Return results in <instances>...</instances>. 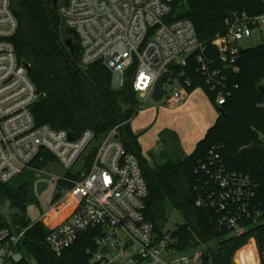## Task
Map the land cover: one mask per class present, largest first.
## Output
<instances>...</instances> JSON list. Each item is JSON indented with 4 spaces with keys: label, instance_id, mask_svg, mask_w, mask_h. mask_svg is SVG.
I'll list each match as a JSON object with an SVG mask.
<instances>
[{
    "label": "built area",
    "instance_id": "1",
    "mask_svg": "<svg viewBox=\"0 0 264 264\" xmlns=\"http://www.w3.org/2000/svg\"><path fill=\"white\" fill-rule=\"evenodd\" d=\"M52 1L57 3L62 26L78 36L83 67L102 64L112 74L113 89L121 90L131 82L143 98L151 97L158 79L171 72L165 92L168 82L177 83L173 89L175 105L184 101L192 83L183 80L184 74H176L174 68H186L189 59L195 58L216 106L222 108L239 88L232 76L241 72L239 56L244 49L240 44L255 33L264 40V12L256 17L233 13L226 18L223 33L211 43L219 54L215 62L192 21L172 20L179 0ZM18 28L12 0H0V183L14 182L47 155L71 174L75 167H81L73 173L77 179H65L73 184L61 197L70 213L49 228V250L61 256L82 235L96 231L99 237L93 264H203L207 248L174 257L171 236H156L145 215L149 188L140 162L114 133L96 144L92 131L76 138L67 131L37 124L32 108L42 94L29 76L27 62L19 60L14 44ZM93 148L95 157L87 168L86 157ZM210 155L215 173L208 166L203 170L217 191H212L207 203L200 200L198 206L226 212L220 223L238 236L248 231L242 223L252 220L260 232L235 255L234 263L264 264V217L252 208L258 185L249 177L228 172L215 149ZM25 233L0 230V264L23 260L19 245ZM251 241L254 250L243 255Z\"/></svg>",
    "mask_w": 264,
    "mask_h": 264
},
{
    "label": "trees",
    "instance_id": "2",
    "mask_svg": "<svg viewBox=\"0 0 264 264\" xmlns=\"http://www.w3.org/2000/svg\"><path fill=\"white\" fill-rule=\"evenodd\" d=\"M12 8L19 22L14 38L19 60L31 65L29 76L38 92L45 95L32 108L37 124L67 131L76 138L92 131L96 144L117 128V137L142 167L149 188L145 215L154 225L156 236L161 239L169 234L170 248L178 255L207 248L203 264H234L235 255L260 232L259 227L252 220H245L242 226L248 231L235 235L220 223L226 212L198 206V202L207 203L212 191H217L211 176L203 170L208 166L215 173L210 166V153L215 149L228 172L256 182L258 189L252 208L264 217V94L259 92L264 85V44L240 53L241 72L232 76L239 88L222 108L216 106L214 94L198 72L195 58L189 59L186 68H174L176 74H184L183 80L191 81L188 93L203 90L218 109L219 117L186 159L150 165L143 158L139 136L131 127L143 106L132 83L128 82L121 90L113 89L112 74L100 63L84 71L78 36L62 26L52 0H12ZM263 12L262 0H179L174 5L172 20L192 21L200 42L208 48V55L218 62L219 54L211 43L225 30L226 18L233 13L256 17ZM69 39L78 46L75 54L66 45ZM95 152L93 148L86 157L87 168ZM55 161L47 155L35 168L40 171ZM66 178L77 179L70 172ZM65 179L58 182V188L67 191L73 184ZM33 200L28 185L16 188L12 183H0V230L9 229L12 233L26 230L19 245L23 260L17 264H93L99 232L82 235L64 254L54 255L46 244L49 228L42 222L33 224L27 218L28 205ZM7 207L18 212L16 226H11L3 216ZM175 212L180 214L182 223L174 218ZM69 213L65 206L56 209L48 223L52 225ZM253 250L251 241L243 254Z\"/></svg>",
    "mask_w": 264,
    "mask_h": 264
},
{
    "label": "rangeland",
    "instance_id": "3",
    "mask_svg": "<svg viewBox=\"0 0 264 264\" xmlns=\"http://www.w3.org/2000/svg\"><path fill=\"white\" fill-rule=\"evenodd\" d=\"M263 44V38L255 33L251 39L243 41L240 45L243 49H251ZM175 86L176 82L170 81L166 84V95L160 103H156L152 96L143 98L139 95L143 106L138 116L132 120L131 127L139 136L143 158L150 165L169 159H186L195 151L197 144L219 117L218 109L200 89L191 94L185 93L184 101L180 105H175L173 102ZM111 133L115 136L119 134L117 128ZM80 168V165L75 167L72 174L77 173ZM67 174V169L55 161L40 171L36 170L34 165L12 182V186L16 188L28 185L31 196L35 199L29 202L27 209V218L31 223L42 222L50 228L63 221L62 219L50 225L48 218L54 210L58 211L64 207L61 196L65 195V190L58 188V182L65 179ZM2 213L6 222L16 226L18 214L16 210L7 207ZM174 218L180 223L183 222L177 212L174 213ZM173 227L174 225L171 228ZM166 256L167 254L164 255ZM173 256H177V253L173 252Z\"/></svg>",
    "mask_w": 264,
    "mask_h": 264
},
{
    "label": "water",
    "instance_id": "4",
    "mask_svg": "<svg viewBox=\"0 0 264 264\" xmlns=\"http://www.w3.org/2000/svg\"><path fill=\"white\" fill-rule=\"evenodd\" d=\"M53 4H54V8L57 10V8H58L57 3L54 2ZM66 45H67L68 49L71 50L72 54H75V50L78 49V46L75 45L71 39L66 41ZM25 67L27 68L28 71H31V69H32L31 65H29L28 63L25 64ZM83 69H84V71H88L89 67H84ZM171 75H172L171 72H166L158 79V81L154 87V91H153V95H152L153 100L156 103H160L164 99L165 93H166L165 92V83L168 79H170ZM259 92L261 94H264V85H262L259 88ZM44 98H45V95H41L39 97V100H43ZM221 114H224L223 109H221Z\"/></svg>",
    "mask_w": 264,
    "mask_h": 264
},
{
    "label": "crops",
    "instance_id": "5",
    "mask_svg": "<svg viewBox=\"0 0 264 264\" xmlns=\"http://www.w3.org/2000/svg\"><path fill=\"white\" fill-rule=\"evenodd\" d=\"M198 90H199V89H198ZM200 90H201V89H200ZM202 91H203V90H202ZM194 92H195V91H194ZM203 92H204V91H203ZM205 95H206V94H205ZM206 96H207V95H206ZM217 119H218V118H217ZM217 119H216V121H217ZM216 121H215V122H216ZM214 124H215V123H214ZM214 124H213V125H214ZM211 127H212V126H211ZM209 129H210V128H209Z\"/></svg>",
    "mask_w": 264,
    "mask_h": 264
},
{
    "label": "bare ground",
    "instance_id": "6",
    "mask_svg": "<svg viewBox=\"0 0 264 264\" xmlns=\"http://www.w3.org/2000/svg\"><path fill=\"white\" fill-rule=\"evenodd\" d=\"M64 220V219H63ZM56 224V223H55ZM53 225V224H52ZM254 243V242H253ZM247 249V248H246Z\"/></svg>",
    "mask_w": 264,
    "mask_h": 264
}]
</instances>
